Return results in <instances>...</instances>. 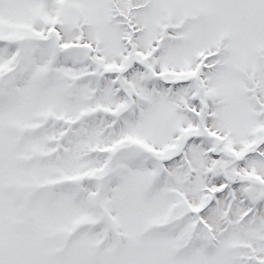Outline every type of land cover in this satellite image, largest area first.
<instances>
[{
	"label": "snow or ice",
	"instance_id": "obj_1",
	"mask_svg": "<svg viewBox=\"0 0 264 264\" xmlns=\"http://www.w3.org/2000/svg\"><path fill=\"white\" fill-rule=\"evenodd\" d=\"M0 264H264V0H0Z\"/></svg>",
	"mask_w": 264,
	"mask_h": 264
}]
</instances>
